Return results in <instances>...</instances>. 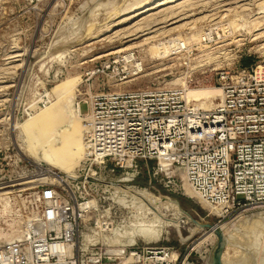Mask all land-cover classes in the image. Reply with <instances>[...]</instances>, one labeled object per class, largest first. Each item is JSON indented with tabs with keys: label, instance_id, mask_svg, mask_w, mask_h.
<instances>
[{
	"label": "rangeland",
	"instance_id": "374dc122",
	"mask_svg": "<svg viewBox=\"0 0 264 264\" xmlns=\"http://www.w3.org/2000/svg\"><path fill=\"white\" fill-rule=\"evenodd\" d=\"M150 1L154 0H0V159L9 161L20 155L43 171L72 176L82 164L75 151L82 146L85 101L91 96L111 91L183 87L188 103L206 110L217 102L218 72L243 65L244 60L248 66L264 65V0H180L145 16L131 19L127 14L122 15L128 6ZM119 19L125 23L114 26ZM116 60L111 69L102 71V65ZM210 86L215 88L214 94L208 93ZM0 163L2 168L5 162L0 160ZM153 164L154 161L142 162L147 170L137 176L120 169L99 175L100 200L90 213L84 231L91 241L102 240L110 252H119L113 246L129 245L128 240L133 236H128L134 232L135 224L157 219L159 208L162 218L176 221L165 207L152 208L145 204L139 194L144 190L175 200L184 214L178 225L168 227L160 239L145 241L138 237L134 244L169 246L179 253L178 264H205L219 240L217 233L206 235L213 227L228 223L234 224L232 238L239 241L231 238L228 242L220 231L225 242L221 252L226 251V256L235 260L243 256L246 262L242 259L239 264H264L261 259L264 227L259 226V230L255 223L259 220L264 224V209L220 218L216 209L196 193L186 194L187 186L183 193H178L160 182L149 181L148 170ZM46 174L41 176L42 181L55 178ZM32 189L28 190L38 196ZM5 197L6 201L0 196L3 231L0 243L21 234L24 207L28 204L14 194ZM88 205L96 203L91 200ZM106 223L112 224V233L99 232Z\"/></svg>",
	"mask_w": 264,
	"mask_h": 264
},
{
	"label": "built area",
	"instance_id": "2783aa9c",
	"mask_svg": "<svg viewBox=\"0 0 264 264\" xmlns=\"http://www.w3.org/2000/svg\"><path fill=\"white\" fill-rule=\"evenodd\" d=\"M216 84L222 95L212 110L190 105L182 87L91 96L83 118L87 155L72 176L20 155L0 159V190L28 202L21 234L0 243V264H178L179 253L165 245L110 252L102 241L85 243L99 175L120 169L137 176L147 170L142 162L154 161L149 181L178 193L189 187L220 218L264 209V65L223 69ZM46 173L55 178L39 179ZM91 200L95 206L86 205ZM107 223L99 232L112 233Z\"/></svg>",
	"mask_w": 264,
	"mask_h": 264
},
{
	"label": "bare ground",
	"instance_id": "6f19581e",
	"mask_svg": "<svg viewBox=\"0 0 264 264\" xmlns=\"http://www.w3.org/2000/svg\"><path fill=\"white\" fill-rule=\"evenodd\" d=\"M175 1H180V0H154V1H150V2H147V3H145V4H142V3H144V2H142V3H140V4H136V5H130V6H128L127 8H125L124 10H123V14H122V12H121V14L122 15H125V14H127V15H129L130 17L129 18H134V17H139V16H145V14L147 15V14H149V12L150 11H152L153 10V12H154V9H157V8H159V7H162V6H165V5H167L168 3H173V2H175ZM184 1V0H183ZM186 1V0H185ZM169 6V5H168ZM124 8V7H123ZM163 8H165V7H163ZM162 8V10H164ZM172 8V7H171ZM121 10V9H120ZM122 11V10H121ZM117 14V12L115 13V15ZM156 14V13H155ZM114 15V16H115ZM121 15V16H122ZM118 16V15H117ZM119 16H120V13H119ZM154 16V15H153ZM146 17H149V16H146ZM152 17V16H151ZM108 18V17H107ZM128 18V17H127ZM128 18V19H129ZM124 19V18H123ZM108 21V20H107ZM106 21V22H107ZM122 23H125V20H117L116 21V23L114 24V26H120ZM136 23V22H135ZM113 24V23H112ZM170 24V23H169ZM109 25V24H108ZM113 26V25H112ZM130 26H132V25H130ZM110 27V26H109ZM108 27V28H109ZM258 28H260V27H258ZM107 31H111V29H108ZM153 31V30H152ZM256 31V30H255ZM106 32V31H105ZM155 32V31H154ZM114 33V32H113ZM150 33V32H149ZM193 36H194V34H193ZM195 36H196V34H195ZM95 37H97V36H95ZM146 38V37H145ZM190 38H192V37H190ZM179 40V39H178ZM190 40V39H189ZM183 42V41H182ZM179 44V43H178ZM185 45V44H184ZM183 46V45H182ZM178 50H180L179 49V47H178ZM158 54V53H157ZM168 54V53H167ZM163 56H164V54H163ZM166 56V55H165ZM24 64V63H23ZM135 65H137V64H135ZM140 65V64H139ZM141 67V66H140ZM138 69H140L139 67H138ZM17 73V72H16ZM181 79V78H180ZM179 82V81H178ZM180 82H181V80H180ZM171 83H173V81L171 82ZM174 84V83H173ZM178 84H180V83H178ZM184 85L185 86V88L187 87V85H186V83L184 82V81H182V83H181V85ZM169 85H171V84H169ZM177 85V84H176ZM172 86V85H171ZM183 88V87H182ZM215 90V88L213 87V86H210V87H208L207 88V91H208V93H212V94H214L213 93V91ZM188 93V92H187ZM217 102H216V104L214 105V106H212L211 108H209V109H206V110H212V109H214L215 107H217L218 106V104L220 103V98H221V95H222V91H221V89L218 87V91H217ZM188 95V94H187ZM218 99H219V102H218ZM194 107H196L197 108V106H195L194 105ZM82 131H83V133H82V139H83V142H82V146L81 147H79V148H77L76 149V151H75V157L76 158H78L79 160L78 161H80V160H83V159H85V157H86V155H87V150H86V148H85V141H84V135H85V128L83 129L82 128ZM50 155V154H49ZM77 156H79V157H77ZM26 158V157H25ZM39 179H43V178H39ZM119 188V187H118ZM124 189L125 188H122V190L124 191ZM127 189H128V187H127ZM126 189V190H127ZM120 191V190H119ZM134 192V191H133ZM139 192V191H138ZM190 192L191 193H193L194 194V192H192L191 191V189H189V188H187L186 187V194H190ZM118 192H116V195H118L117 194ZM136 193V192H135ZM134 193V194H135ZM7 194H10L8 191H3V192H0V196H1V198L3 199V200H7L8 198L7 197H5ZM142 197H140V198H142V199H144L145 201H146V203L145 204H150L151 206H152V208H159V207H165L166 209H168V210H170L171 212H172V214L175 216L174 218L176 219V221H174V220H172V219H170V218H162V215H161V213L159 212L160 211V208H159V211H158V217H159V213H160V216H161V218H159L158 219V217H157V219H150L149 221L148 220H144V221H142L141 220V222H137L135 219H137V218H134L133 220L135 221V222H137L138 224H135V226L136 227H134L135 229H134V232L133 233H131V235H129L128 237L130 238V237H132V238H130L129 240H128V242L130 243V244H134L136 241H137V238L139 237V238H141L142 240H145V241H155V240H158V239H160V237L164 234V233H166V231H167V228L168 227H170V226H177L178 225V222L181 220V218L183 217L182 216V214H184V213H182V211H181V209H180V207H179V205H178V203L175 201V200H172V199H169V198H163V197H157V196H155L154 194H152L151 192H149L148 191V194L147 193H145L144 192V190L141 192L140 191V193H139ZM138 194V195H139ZM116 198V197H115ZM116 199H118V198H116ZM115 199V200H116ZM138 199H139V197H138ZM142 199H140V200H142ZM5 200V201H6ZM9 201V200H8ZM2 203V202H1ZM6 204H7V202H5ZM139 203V202H138ZM142 203V202H141ZM143 203H144V201H143ZM5 204V205H6ZM11 204V203H10ZM144 204V205H145ZM12 205V204H11ZM86 205H88V202H87V204ZM150 206V207H151ZM154 206V207H153ZM140 207V206H139ZM145 207V206H144ZM149 207V206H148ZM149 207V208H150ZM1 208V207H0ZM9 209H10V207H8ZM6 209V208H5ZM9 209H7V211H9ZM12 209V208H11ZM139 209V208H138ZM141 209V211H142V208H140ZM4 210V209H3ZM146 210V209H145ZM156 210V209H155ZM154 210V211H155ZM1 211V210H0ZM14 211V210H13ZM107 211V210H106ZM139 211V213H140V210H138ZM157 211V210H156ZM156 211H155V213H156ZM163 211V210H162ZM3 212V211H2ZM145 212V211H144ZM168 212V211H167ZM166 211H165V213H167ZM136 213L138 214V212H137V210H136ZM142 213V212H141ZM140 213V214H141ZM146 213V212H145ZM147 213H148V211H147ZM164 213V212H163ZM4 214H5V211H4ZM7 214V213H6ZM136 214V215H137ZM9 215V214H8ZM135 215V216H136ZM142 215H144V214H142ZM148 215V214H147ZM149 215H151V213L149 214ZM148 215V216H149ZM155 215V214H154ZM240 215V214H239ZM4 216V215H3ZM141 216V215H140ZM156 216V215H155ZM163 216L165 217V215L163 214ZM185 216V215H184ZM247 216V215H246ZM248 216H251V215H249L248 214ZM145 217V216H144ZM154 217V216H153ZM153 217H151V218H153ZM237 218H238V216H236ZM245 217V216H244ZM4 218V217H3ZM140 218V217H139ZM146 218V217H145ZM149 218V217H148ZM147 218V219H148ZM155 218V217H154ZM249 218V217H248ZM14 219V218H13ZM142 219V218H141ZM240 219V218H239ZM239 219H237V220H239ZM252 219V218H251ZM140 220V219H139ZM186 220V219H185ZM236 220V221H237ZM252 221V220H251ZM257 222H255L256 224H258L257 225V227H258V229L260 228L259 226H261V227H264V224H263V222L261 223V222H259V220H256ZM134 222V223H135ZM241 222V221H240ZM248 222H249V220H248ZM12 223H13V221H12ZM134 223L132 224V225H134ZM237 223V222H236ZM14 224V223H13ZM17 224V223H16ZM180 224V223H179ZM229 224H231V223H229ZM246 224H248V223H246ZM10 225H11V222H10ZM249 225V224H248ZM7 226H9V225H6V227ZM18 226V225H17ZM11 227V226H10ZM129 227V226H128ZM131 227V226H130ZM257 227H256V229H257ZM2 228V227H1ZM12 228V227H11ZM235 227H234V224L232 225H228V223L226 224H222V225H220V226H215V227H213L212 228V231L211 232H209L207 235H206V237H210V236H212L213 234H216L217 232L216 231H222L223 232V234L225 235V239L229 242V240L232 238V236H233V234H232V231H233V229H234ZM5 229H8V228H5ZM237 229V228H236ZM243 229V228H242ZM11 230H13V229H11ZM15 230V229H14ZM92 230V229H91ZM127 230V229H126ZM255 230V229H254ZM260 230V229H259ZM262 230V229H261ZM131 231V228L129 229V231H127V234H129V232ZM248 231V230H247ZM253 231V230H252ZM0 232L2 233L3 231H1V229H0ZM120 232V231H119ZM168 232V231H167ZM260 233H261V231H259ZM6 233H8V232H6ZM125 233V235L124 236H126V231L124 232ZM213 233V234H212ZM258 233V232H257ZM4 234V233H3ZM3 234H2V236H3ZM12 234V233H11ZM11 234H9L8 233V235H11ZM89 234V233H88ZM120 235H121V233H119ZM118 234V235H119ZM133 234V235H132ZM84 235H85V233H84ZM246 235V234H245ZM244 235V236H245ZM254 235V234H253ZM1 236V235H0ZM5 236V235H4ZM14 237H15V235H13ZM19 236V235H18ZM102 236V235H101ZM100 236V237H101ZM117 236V235H116ZM122 236V235H121ZM120 236V237H121ZM10 237H12V236H9V238ZM14 237H12V239L14 238ZM86 238H85V241H87V242H85V243H88V240H90L89 239V237H90V235H89V237H88V235H86L85 236ZM87 237H88V240H87ZM119 237V236H118ZM205 237V238H206ZM217 237V236H216ZM248 237V236H247ZM260 237V236H259ZM91 238V237H90ZM102 238V237H101ZM112 237L110 236V239H111ZM114 238H115V236H114ZM123 238V237H122ZM121 238V239H122ZM106 239V238H105ZM113 239V238H112ZM117 239V238H116ZM210 239V238H209ZM208 239V240H209ZM234 239V242H235V239L236 238H232L231 239V241ZM239 239V238H238ZM238 239H236V241H239ZM92 240V239H91ZM90 240V241H91ZM93 240H95V238L93 239ZM107 240H108V238H107ZM118 240H119V238H118ZM125 240H127V239H125ZM259 239L257 238V241H258ZM5 241V240H4ZM96 241H97V239H96ZM102 241V240H101ZM123 241H124V239H123ZM207 241V240H206ZM230 241V242H231ZM105 242H106V240H105ZM104 242V243H105ZM107 242H109V241H107ZM106 242V243H107ZM121 242V241H120ZM127 242V241H126ZM213 242V241H212ZM251 242V241H250ZM110 243H111V241H110ZM109 243V244H110ZM123 243L124 242H122V245H123ZM243 243V242H242ZM259 243V242H258ZM108 244V245H109ZM114 244H118L117 242L116 243H114ZM120 244V243H119ZM129 244V245H130ZM230 244H232V242L230 243ZM234 244V243H233ZM232 244V245H233ZM246 244V243H245ZM247 244H249V243H247ZM252 244V243H251ZM264 244V243H263ZM121 245V244H120ZM237 245H238V243H237ZM236 245V246H237ZM116 246V245H115ZM125 246V245H124ZM227 246H228V244H227ZM235 246V245H234ZM247 246V245H246ZM250 246V245H249ZM229 247H232V246H229ZM248 247V246H247ZM252 247V246H251ZM260 247V246H259ZM263 247V246H262ZM238 248H240V246L238 247ZM246 248V247H245ZM253 248V247H252ZM256 249V248H255ZM254 249V250H255ZM261 249V248H260ZM118 250V249H117ZM227 250V249H226ZM229 250H231V249H229ZM243 250V249H242ZM253 250V251H254ZM259 250V249H258ZM262 251H264V248H263V250ZM262 251H260V252H262ZM114 252V251H113ZM120 252V251H119ZM237 251H235V253H236ZM244 252V251H243ZM257 253H258V251H256ZM245 253V252H244ZM253 254L255 253V251L254 252H252ZM251 253V254H252ZM257 253H256V255H257ZM234 254V253H233ZM251 254L249 253V255L251 256ZM252 254V255H253ZM260 254V253H259ZM242 255H244L243 253H242ZM255 255V256H256ZM261 255V254H260ZM263 256L262 257H264V253L262 254ZM245 256H247L248 257V255H245ZM245 256H244V258H245ZM254 256V255H253ZM220 257H221V262H222V264H239L240 263V261L243 259L241 256V258H239L238 257V260H239V262H237L238 260H235L234 258H229L228 256H226V251H223V252H221V254H220ZM251 258V257H250ZM255 258H257V256L255 257ZM254 259V258H253ZM260 259V257H258V259H256V260H259ZM261 259H264V258H261ZM244 260V259H243ZM243 260L241 261V263L243 262ZM249 261V260H248ZM254 261V260H253ZM262 261V260H261ZM235 262H237V263H235ZM244 262H246V260H244ZM251 262H252V260H251ZM257 262V261H256ZM264 261H262V263H263ZM258 263V262H257ZM245 264V263H244ZM247 264V263H246ZM251 264V263H250ZM253 264V263H252ZM260 264V263H259Z\"/></svg>",
	"mask_w": 264,
	"mask_h": 264
},
{
	"label": "water",
	"instance_id": "95a60500",
	"mask_svg": "<svg viewBox=\"0 0 264 264\" xmlns=\"http://www.w3.org/2000/svg\"><path fill=\"white\" fill-rule=\"evenodd\" d=\"M216 232L219 237V240L214 245L211 252L209 253L205 264H222L220 254H221V251L223 249L225 242L223 240L222 233L220 231H216Z\"/></svg>",
	"mask_w": 264,
	"mask_h": 264
},
{
	"label": "trees",
	"instance_id": "16d2710c",
	"mask_svg": "<svg viewBox=\"0 0 264 264\" xmlns=\"http://www.w3.org/2000/svg\"><path fill=\"white\" fill-rule=\"evenodd\" d=\"M243 65H244V66H248V62H247V60H244Z\"/></svg>",
	"mask_w": 264,
	"mask_h": 264
}]
</instances>
